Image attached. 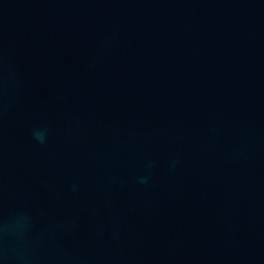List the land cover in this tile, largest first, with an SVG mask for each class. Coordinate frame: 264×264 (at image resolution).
Returning <instances> with one entry per match:
<instances>
[{
	"label": "water",
	"instance_id": "water-1",
	"mask_svg": "<svg viewBox=\"0 0 264 264\" xmlns=\"http://www.w3.org/2000/svg\"><path fill=\"white\" fill-rule=\"evenodd\" d=\"M0 264H264V0H0Z\"/></svg>",
	"mask_w": 264,
	"mask_h": 264
},
{
	"label": "clouds",
	"instance_id": "clouds-1",
	"mask_svg": "<svg viewBox=\"0 0 264 264\" xmlns=\"http://www.w3.org/2000/svg\"><path fill=\"white\" fill-rule=\"evenodd\" d=\"M48 133L49 130L47 128H44L43 130H38V129H34L33 130V139L38 142L40 145H46L48 142ZM176 162L173 161L172 162V167H175ZM149 167H151V163H149ZM151 181V175H147V176H140L137 177V182L142 184V185H147L149 184ZM76 185H73V190H76Z\"/></svg>",
	"mask_w": 264,
	"mask_h": 264
}]
</instances>
